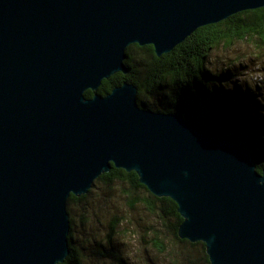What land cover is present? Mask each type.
I'll return each mask as SVG.
<instances>
[{
	"label": "water",
	"instance_id": "water-1",
	"mask_svg": "<svg viewBox=\"0 0 264 264\" xmlns=\"http://www.w3.org/2000/svg\"><path fill=\"white\" fill-rule=\"evenodd\" d=\"M264 0H0V264L71 253V194L113 166L136 171L183 217L211 264H264V169L246 147L139 104L127 48L169 53L197 29ZM94 91L92 97L87 90Z\"/></svg>",
	"mask_w": 264,
	"mask_h": 264
},
{
	"label": "trees",
	"instance_id": "trees-1",
	"mask_svg": "<svg viewBox=\"0 0 264 264\" xmlns=\"http://www.w3.org/2000/svg\"><path fill=\"white\" fill-rule=\"evenodd\" d=\"M256 39L258 43H264V7L241 11L221 22L200 27L174 50L162 56L156 54L153 45L132 44L127 48L126 59L130 72H117L104 79L99 93L106 95L125 81L133 82L139 88L141 106L162 112H177L205 135L246 147L253 153L257 169L262 171L264 86L251 87L246 81L235 79L238 74L232 71L213 72L208 66V56L216 46L222 43L232 45L235 41L256 43ZM135 49L141 50L140 59L133 55ZM85 94L92 97L94 91L89 89ZM100 183L128 185L126 193L130 207L142 205L156 217V222L145 225V233L141 236L146 247L164 256L167 264H211L204 242L180 237L178 230L184 219L178 211V204L170 197L153 194L140 182L136 171L129 172L113 166L95 181L93 187ZM92 188L87 194H71L68 199L71 253L59 264H84L82 246L76 244L74 238L72 207L86 199ZM115 221L110 224L105 241L93 244L96 258L111 262L109 264H139L130 262L115 247L113 237L117 227L124 223L121 222L123 219Z\"/></svg>",
	"mask_w": 264,
	"mask_h": 264
},
{
	"label": "rangeland",
	"instance_id": "rangeland-1",
	"mask_svg": "<svg viewBox=\"0 0 264 264\" xmlns=\"http://www.w3.org/2000/svg\"><path fill=\"white\" fill-rule=\"evenodd\" d=\"M257 40L256 43L235 41L232 45L222 43L216 46L208 56L210 70L232 71L238 74L235 79L246 81L251 87L261 88L264 86V43H258ZM132 53L136 59H140L142 55L139 49L133 50ZM128 188L129 186L123 183H100L92 188L86 199L72 207L74 238L76 244L82 246L84 264L111 263L96 258L93 244L96 241H105L110 224L116 222V219H123L121 222L124 223L117 227L113 237L114 244L130 262L167 264L168 260L164 256L153 248L146 247L141 236L145 233V225L156 222V217L142 205L130 207V199L126 193Z\"/></svg>",
	"mask_w": 264,
	"mask_h": 264
}]
</instances>
